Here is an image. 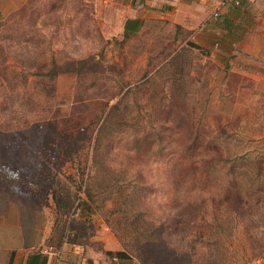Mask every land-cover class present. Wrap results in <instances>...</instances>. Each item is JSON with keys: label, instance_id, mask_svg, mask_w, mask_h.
Returning a JSON list of instances; mask_svg holds the SVG:
<instances>
[{"label": "rangeland", "instance_id": "1", "mask_svg": "<svg viewBox=\"0 0 264 264\" xmlns=\"http://www.w3.org/2000/svg\"><path fill=\"white\" fill-rule=\"evenodd\" d=\"M247 8L0 0V257L100 232L104 264H264V20L224 28Z\"/></svg>", "mask_w": 264, "mask_h": 264}, {"label": "crops", "instance_id": "2", "mask_svg": "<svg viewBox=\"0 0 264 264\" xmlns=\"http://www.w3.org/2000/svg\"><path fill=\"white\" fill-rule=\"evenodd\" d=\"M184 1L186 0H166V2L170 4L173 10L175 8L183 6ZM187 1L197 2L198 0ZM255 11L256 12L253 14L252 9L249 10L247 8V13L244 12L238 19H243L244 25L257 22L260 28L261 22L264 20V14L259 10ZM238 21L236 22L238 23ZM257 32L258 31H256V33ZM256 33L254 36L255 40L258 39V35ZM260 39L263 40L264 37L261 36ZM20 240L21 239L19 238L18 242H16L15 245L10 246L11 248L9 257H0V264H32V258L35 254L41 255V258H38L36 261H34L33 264H104L105 258L103 251H106L108 249L110 251L117 252L119 250V247H117V243L114 242L113 239L104 238L100 232H96L95 236H93L90 240L86 239L88 240L87 242L70 241L67 243H63L62 246L57 250H51L46 247L42 248L44 245V241H42L40 249L34 251V244L26 243L24 239L21 243ZM2 249L3 247L0 248V250ZM121 250L122 248L120 247V251Z\"/></svg>", "mask_w": 264, "mask_h": 264}, {"label": "trees", "instance_id": "3", "mask_svg": "<svg viewBox=\"0 0 264 264\" xmlns=\"http://www.w3.org/2000/svg\"><path fill=\"white\" fill-rule=\"evenodd\" d=\"M237 5H239V3ZM246 13H247V9H246ZM219 15H220V13H219ZM219 15H218V17H219ZM239 15L238 14H232V15H230L229 22L224 27L225 30L227 31V33L229 32L228 34L230 36L233 35L236 32V30H239V28L237 26L238 23L236 22V20L240 17ZM230 20H232V21H230ZM229 23H230V25H229ZM142 26H143V24H142L141 20H139V19H129V20H127L126 23H125V26H124V36L128 38V37H130V35L137 34L141 30ZM235 34L233 35L234 37L236 36ZM38 258H41V255L35 254L33 256V258H32L33 259L32 264ZM117 258H119L120 260L130 259L131 258V255H129L127 253V249H126L125 251H121V252L116 253V259Z\"/></svg>", "mask_w": 264, "mask_h": 264}, {"label": "built area", "instance_id": "4", "mask_svg": "<svg viewBox=\"0 0 264 264\" xmlns=\"http://www.w3.org/2000/svg\"><path fill=\"white\" fill-rule=\"evenodd\" d=\"M218 15H219V12H216V13H215V17H218Z\"/></svg>", "mask_w": 264, "mask_h": 264}]
</instances>
